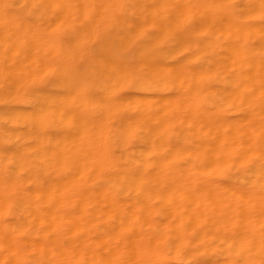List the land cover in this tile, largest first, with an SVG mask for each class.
I'll return each instance as SVG.
<instances>
[{"label":"bare ground","instance_id":"6f19581e","mask_svg":"<svg viewBox=\"0 0 264 264\" xmlns=\"http://www.w3.org/2000/svg\"><path fill=\"white\" fill-rule=\"evenodd\" d=\"M21 60L0 264H264V0H0Z\"/></svg>","mask_w":264,"mask_h":264},{"label":"rangeland","instance_id":"374dc122","mask_svg":"<svg viewBox=\"0 0 264 264\" xmlns=\"http://www.w3.org/2000/svg\"><path fill=\"white\" fill-rule=\"evenodd\" d=\"M2 61V60H1ZM0 61V64H2V62ZM21 61H23V60H21ZM4 63H3V66H1L0 65V68L3 70L4 68L7 70H5V72L7 73L8 72V70L10 71H12V73H16V75H17V80L13 77V79H15V83L16 82H18V84H17V86L15 85V86H13V87H11V82H12V80H10L11 82H10V84L8 85L7 84V82H9L8 80H5V76H6V79H7V75H2V74H4V72L2 73L1 71H0V84H2L1 86H0V89L1 88H3V90L1 91L0 90V98H2V99H0V117L2 116V118H0V166H2L3 164H4V156H6V159H8L9 161L12 159L13 160V164H12V162L10 161V163H8L7 164V168L9 169L10 167H12V166H18V162H17V164L15 165V163H16V161H17V159H18V156L16 157V160H15V157L14 158H11V159H9L10 157H11V154L9 155V153H10V149H11V151H17L18 152V149L22 146V145H24V144H27V145H29V143H30V138H31V128L29 127V126H31V124H29L30 122H31V120L29 121V116L30 115H28L30 112H29V109L33 106V104H34V96H35V84H34V79H35V73L34 72H32V70L31 69H29V71H28V73L29 74H32L31 76H32V78L30 79V80H26V78H27V74L25 75V71H24V69H26V68H24L23 67V63L25 62V61H23V62H21V64H20V68L18 67V70L20 69V71H17V66H16V70L14 71V70H12L13 68H11V69H8L9 68V66L10 67H12L13 65H15V63L13 62V64H12V61L9 63V62H5V61H3ZM6 63H9L8 65H6ZM19 63L20 62H18V65H19ZM30 63V62H29ZM11 64H12V66H11ZM17 65V64H16ZM25 65V64H24ZM8 66V67H7ZM30 65H27L26 64V66L25 67H27V68H31V67H29ZM3 67V68H2ZM21 67L22 68H24L23 70H21ZM0 69V70H1ZM26 70H28V69H26ZM4 71V70H3ZM32 73H31V72ZM20 72H22V73H20ZM9 73V72H8ZM7 73V74H8ZM11 73V74H12ZM14 73V74H15ZM26 73H27V71H26ZM14 74H12V75H14ZM10 75V74H9ZM21 75V76H20ZM24 76H26V78H24ZM31 76H28L29 78L31 77ZM10 77H11V75H10ZM9 78V77H8ZM12 78V77H11ZM21 78V79H20ZM24 78V79H23ZM22 79H23V81H22ZM14 81V80H13ZM19 81H21L22 83L19 85ZM28 81V82H27ZM31 81V82H30ZM12 84L14 85V83L12 82ZM4 85V86H3ZM18 85L20 86L19 88H20V90H19V88H18ZM23 86V87H22ZM16 87V88H15ZM9 88V89H8ZM27 88V89H26ZM6 90H7V92H6ZM29 93V94H28ZM32 94H33V96H32ZM6 96V98L4 99V97ZM33 98H32V97ZM31 98V99H30ZM10 105H11V107H10ZM16 107H18L17 109H19V107L20 108H22V109H20V110H16V112L14 111V109H12V108H16ZM26 107V108H25ZM28 107V108H27ZM24 108V109H23ZM10 109H12V110H10ZM27 109V110H26ZM21 110H23V112L24 113H22V112H20ZM8 112V113H7ZM12 112V113H11ZM26 112H27V114H26ZM29 112V113H28ZM15 113V114H14ZM17 113V114H16ZM3 114V115H2ZM11 114V115H10ZM13 114V115H12ZM25 114V115H24ZM5 115V116H4ZM17 115V116H16ZM19 115H21L20 116V118L22 117V115L24 116V117H22L23 119H15V117H18L19 118ZM13 116V117H12ZM8 117H10L9 119H11V120H9V119H7ZM29 117V118H28ZM5 118V119H4ZM24 118H26L25 120H24ZM17 120V121H16ZM28 120V121H27ZM24 121V122H23ZM14 122H16V123H14ZM29 122V123H28ZM24 123H25V125H24ZM16 124V125H15ZM5 128H7L6 130H5ZM11 128V129H10ZM11 131L10 132V134H8V132H9V130ZM2 130H3V132H2ZM22 130H24V131H22ZM12 131H13V133H12ZM19 131V132H18ZM2 133V134H1ZM11 133H12V135H11ZM14 133H15V136H14ZM18 133H20V134H18ZM25 133V134H24ZM2 135V136H1ZM19 135V137H17ZM22 135H24V137L22 136ZM10 136H11V139H10ZM21 139V140H20ZM24 146H26V145H24ZM15 148V149H14ZM28 151V150H27ZM8 152V153H7ZM29 152V151H28ZM3 153V154H2ZM15 154H17L16 152H14ZM2 158V159H1ZM20 162H21V160H20ZM11 164H12V166H11ZM11 169H13L12 170V172L14 171V173H12V176H17L18 177V175L19 174H21L22 172L21 171H19L18 169L19 168H11ZM16 170H18V171H16ZM15 171H16V173H15ZM24 185L26 186V183H24ZM24 186V187H25Z\"/></svg>","mask_w":264,"mask_h":264}]
</instances>
